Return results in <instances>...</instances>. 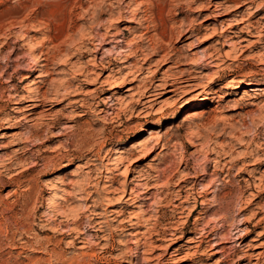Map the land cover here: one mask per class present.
<instances>
[{
    "label": "rangeland",
    "instance_id": "1",
    "mask_svg": "<svg viewBox=\"0 0 264 264\" xmlns=\"http://www.w3.org/2000/svg\"><path fill=\"white\" fill-rule=\"evenodd\" d=\"M0 68V264H219L264 232V0H0ZM170 74L192 92L141 95Z\"/></svg>",
    "mask_w": 264,
    "mask_h": 264
},
{
    "label": "bare ground",
    "instance_id": "2",
    "mask_svg": "<svg viewBox=\"0 0 264 264\" xmlns=\"http://www.w3.org/2000/svg\"><path fill=\"white\" fill-rule=\"evenodd\" d=\"M230 0H227V2H229ZM238 3H239V5H238V7H241L242 5V1H238ZM244 4V3H243ZM209 5L210 6H215V4H213L212 2H210L209 3ZM262 10V8H260V9H257L256 11H255V13H258V12H260ZM102 15H104L103 13H100L99 14V16L101 17ZM208 16L205 18V22H207V21H210V20H213V19H217L218 17H219V15H214V16H209L210 14H207ZM238 21V20H237ZM238 23H240L241 24V21H239ZM237 23V24H238ZM165 25V24H164ZM251 27V26H250ZM243 28H241V30H242ZM167 31V30H166ZM163 32H164V28H163ZM169 32V31H168ZM99 33V32H98ZM170 33V32H169ZM97 34V33H96ZM95 34V35H96ZM100 34V33H99ZM107 34H108V32H107ZM120 34V33H119ZM121 34H123V35H125L124 33H121ZM164 34V33H163ZM95 35H94V37H95ZM171 35V34H170ZM106 36V35H105ZM104 36V37H105ZM216 36V34H213V35H211V36H209L208 37V39H213L214 37ZM93 37V38H94ZM99 37L101 38V36L99 35ZM98 37V38H99ZM110 37V36H109ZM168 37H169V35H168ZM174 37V36H173ZM96 38V37H95ZM148 38V37H147ZM146 38V39H147ZM172 38V37H171ZM181 38H183V37H181ZM181 38H180V40L179 41H181ZM164 39H165V36H164ZM173 39V38H172ZM102 40V39H101ZM121 42H123L122 40H120ZM120 41H118V42H120ZM117 43V42H116ZM118 44V43H117ZM125 44V43H124ZM118 45H120V44H118ZM164 50V49H163ZM163 50H161V51H163ZM135 52V51H134ZM205 52H207V51H205ZM204 52V57H205V62H206V65L205 66H203V65H201V69H205L206 67H209V66H211V65H213L214 63H215V60H216V58H215V55H213V54H208V53H205ZM166 55H168V54H166ZM165 55V56H166ZM173 55V54H172ZM171 55V56H172ZM230 56V54H226V57H229ZM165 58V57H164ZM173 59V58H172ZM171 59V60H172ZM178 59H179V57H178ZM176 60V61H179V60ZM170 60V61H171ZM169 61V60H168ZM172 62V61H171ZM175 61H173V63H174ZM164 63H166V62H164ZM109 64V63H108ZM201 64V63H200ZM8 67V66H7ZM203 67V68H202ZM106 68V67H105ZM1 69V68H0ZM191 73V72H190ZM165 74V73H164ZM171 75V74H170ZM165 79V78H164ZM163 79V81H164V83H163V85H155L154 83H153V85L146 91V93L145 94H141V95H144L145 96V98H148V99H150L152 96H154V95H156V93H157V91H159L162 87H163V89L164 88H169V89H167L166 90V93H174V95H175V93H178L179 91H181V93L183 94V96H181V97H185L186 95H188V94H190L191 92H192V88H193V84H192V81H193V77H183V76H175V74L172 76H166V79L164 80ZM214 79L213 78H211V80H210V82H213L214 83ZM106 82V81H105ZM103 84V83H102ZM105 84H107V82L105 83ZM100 87V86H99ZM254 89H256V87L255 88H251V90L250 91H253ZM259 89V88H258ZM165 93V92H164ZM36 98H30L29 100H28V106H35V103L39 100V97L40 96H35ZM180 97V98H181ZM15 100H17V98L15 99ZM145 100V99H144ZM15 102V101H14ZM17 102V101H16ZM142 102V101H141ZM145 102V101H144ZM143 102V103H144ZM147 102H148V100H147ZM147 102H145V103H147ZM209 102H208V97L207 96H203V97H201L200 98V101L198 102V104H197V107L198 108H202V107H204V106H206L207 104H208ZM17 108H18V106H16ZM150 130L148 129V128H145L144 129V132H149ZM129 141H125V142H123V144H122V147L121 148H119V150L117 151V153H116V155L114 156V158H113V161H114V163L115 164H118V163H120V162H123V160H124V157H125V155H130L129 156V158H128V164H127V167H126V173H128V172H134L138 167H140V166H142V159H143V157L145 156V155H148L149 153H151L150 152V149L148 148V145L145 143V144H140L139 143V145H138V147L135 149V153H143L142 155H144V156H136V154H134V153H131V151L129 150ZM21 149H23L24 150V148H21ZM20 150V149H19ZM26 150H28V149H26ZM25 152V151H24ZM28 152V151H27ZM11 159V158H10ZM146 159V158H145ZM20 164V163H19ZM249 165V164H248ZM11 166H13L12 164H11ZM2 168L3 169H5V170H10V167H8V166H6V165H4V166H2ZM151 169V168H150ZM25 170V169H24ZM154 170V169H153ZM4 171V170H3ZM145 171V170H144ZM13 172V171H12ZM154 172L156 173V177H158L159 176V174H160V172H161V169L160 168H156L155 170H154ZM148 173V172H147ZM146 173V174H147ZM144 172H141L140 173V177H144L145 175H146ZM162 174V173H161ZM154 176V175H153ZM185 176H187V175H185ZM146 177V176H145ZM149 177V176H148ZM189 177V176H188ZM10 179V178H9ZM143 179V178H142ZM0 180H1V176H0ZM152 179H146V182L144 183V185H146V187H148L149 185H150V181H151ZM158 181V180H157ZM17 182V181H16ZM64 182V181H63ZM10 183V182H9ZM89 183V180L87 181V182H85V184H82L81 185V187L83 188V187H86V185ZM156 183V182H155ZM19 185V184H18ZM158 184H154V186H152V187H156ZM151 187V188H152ZM157 187H159V186H157ZM248 187V186H247ZM191 188V187H190ZM87 189V188H86ZM86 189H84V193H86ZM124 191V198H127V200H129V199H133V198H135L136 197V192H137V186L136 187H132L131 189H130V192L128 193L127 192V190L125 191V190H123ZM193 191H195V190H193ZM192 191V192H193ZM69 187L67 186V185H65V184H63V187H61L59 190H57V191H54V192H52L51 194H50V196H49V198H48V201H49V204H50V208H52V210H54L53 209V207H55V205L60 201V200H63V199H65L68 195H69ZM180 192V191H179ZM191 192V191H190ZM189 192V193H190ZM192 194H194V193H192ZM192 194H191V196H192ZM198 194V193H197ZM205 194V193H204ZM218 194V193H217ZM138 195V194H137ZM181 196V195H180ZM259 197V196H258ZM181 198V197H180ZM185 198L186 199H189L190 198V194H187L186 196H185ZM146 199H149V197H147ZM87 201H89L90 200V198H87L86 199ZM175 207V206H174ZM182 208V207H181ZM184 209V208H183ZM245 209V208H244ZM244 209H242V211L244 210ZM261 210V209H260ZM55 211V210H54ZM195 211V209H192L191 210V212H194ZM241 210H240V213L242 212ZM55 213V212H54ZM181 213V212H180ZM260 212H258L257 214H259ZM95 214V213H94ZM56 215V214H55ZM207 217V216H206ZM248 221H243V222H240L238 225H239V227H241V226H243V225H245L246 223H247ZM263 224H264V218H260V220L255 224V226L256 227H263V229H264V226H263ZM169 225H170V223H169ZM168 225V226H169ZM171 227H166V228H163V231H158V230H156L157 232H154V236H158V237H165L166 238V236H171L172 237V239H179V238H182V235L181 236H179V237H177L176 238V236H177V228L175 229V227L174 226H172V225H170ZM218 226V225H217ZM220 226V225H219ZM204 228V227H203ZM202 228V229H203ZM207 228V227H206ZM213 228H215V227H213ZM223 228H225L224 227V225L222 226V227H219V228H217V231L220 229V230H222ZM235 229H237V230H235L234 232V235H239L237 238L235 237V239H237L238 240V243H237V245H236V247L234 248L235 250H234V252H231V253H229V254H227V256L225 257V259H222V260H220L219 261V264H264V244H260V245H257L256 243H258V242H260L261 241V239L263 238V236H264V232L263 231H260L259 232V234L257 235V237L258 238H252L251 239V244H243V242H244V240H242V239H245V237H247L251 232H252V230L249 228V227H247V228H235ZM240 229V230H239ZM161 230V229H160ZM216 230V229H215ZM233 230V229H232ZM224 231V230H223ZM222 232V231H221ZM216 233V232H215ZM230 234H233V233H230ZM229 234V235H230ZM211 235V233L210 232H208V229L206 230V229H203L202 231H201V233L199 234V236L198 237H196V239L199 241V242H203L206 238H208L209 236ZM174 237V238H173ZM165 238H163V239H165ZM195 238V237H194ZM194 238H192L191 240H188V243L189 244H193V243H195L196 241H195V239ZM210 238V237H209ZM213 238V237H212ZM214 238H216L217 239V237H214ZM231 238V237H230ZM232 238H234V237H232ZM171 239V238H170ZM229 239V238H228ZM158 240H159V238H158ZM242 240V241H241ZM157 241V240H156ZM198 241H197V243H198ZM218 244V243H217ZM217 244H214V246H216ZM257 249H260V251L259 252H257ZM85 254V253H84ZM244 261H248V263L247 262H244Z\"/></svg>",
    "mask_w": 264,
    "mask_h": 264
}]
</instances>
